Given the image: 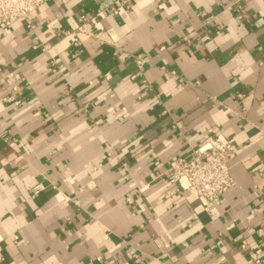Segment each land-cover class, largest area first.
Returning <instances> with one entry per match:
<instances>
[{"label":"crops","instance_id":"obj_1","mask_svg":"<svg viewBox=\"0 0 264 264\" xmlns=\"http://www.w3.org/2000/svg\"><path fill=\"white\" fill-rule=\"evenodd\" d=\"M29 20L0 28L1 264H264V0H43ZM214 134L234 185L207 202L165 174Z\"/></svg>","mask_w":264,"mask_h":264},{"label":"built area","instance_id":"obj_2","mask_svg":"<svg viewBox=\"0 0 264 264\" xmlns=\"http://www.w3.org/2000/svg\"><path fill=\"white\" fill-rule=\"evenodd\" d=\"M43 0H0V28L9 27L18 20H24L31 27L29 18L38 11ZM81 15L79 21H84ZM84 31L82 26L77 28ZM138 68H141L146 59L133 58ZM8 88L4 102L16 105L18 100L14 93L18 88L16 68L6 72L0 79V86ZM235 154L231 142L221 134L211 135L206 141L191 149L186 155L177 157L166 171V177L176 183L180 190L194 198H201L207 202L217 200L233 185L231 162ZM32 196L44 190L42 183L32 186ZM260 250L250 253L252 260L257 258ZM2 248L0 237V264L2 262Z\"/></svg>","mask_w":264,"mask_h":264}]
</instances>
